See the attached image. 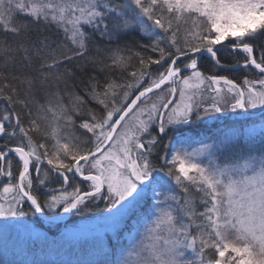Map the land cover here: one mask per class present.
I'll use <instances>...</instances> for the list:
<instances>
[{
	"label": "snow or ice",
	"instance_id": "obj_1",
	"mask_svg": "<svg viewBox=\"0 0 264 264\" xmlns=\"http://www.w3.org/2000/svg\"><path fill=\"white\" fill-rule=\"evenodd\" d=\"M261 37L264 0H0V235L104 205L89 258L0 264H264Z\"/></svg>",
	"mask_w": 264,
	"mask_h": 264
},
{
	"label": "trees",
	"instance_id": "obj_2",
	"mask_svg": "<svg viewBox=\"0 0 264 264\" xmlns=\"http://www.w3.org/2000/svg\"><path fill=\"white\" fill-rule=\"evenodd\" d=\"M134 39H140V37L137 35ZM141 42H143L141 40ZM227 43V42H226ZM258 46L264 45V37H261L259 40L255 42ZM220 57L222 59V62L226 65H231L232 67L221 69L216 66L212 62H210L208 59H204L198 62V66L200 67V70L204 72L206 75H223L227 76L230 79H233L236 83L242 84L243 79L245 77H248L250 79H255L259 75L257 70L253 68H249V70H245L243 67L240 68H233L236 65V60L240 59L241 63L243 60L242 55L239 57H233L232 55H229L228 52H224L220 54ZM17 110L22 111L20 107L17 105ZM258 124L259 121H256ZM224 121L222 122H215V121H209L207 125H200L202 131L200 135L202 137L208 136V135H215L217 133V125L222 129L223 128ZM34 138L38 141L43 140L44 138L40 136L39 134H34ZM44 142L51 145L53 141L49 138L47 140H44ZM246 143H252V144H258V141H246ZM200 147L199 144H192V147ZM190 148V149H191ZM17 165L14 163L13 171L16 172ZM202 208V206H200ZM104 209L103 203L100 204L99 207H93L92 209L85 211L84 213L77 215L75 217H70L67 221L62 223H52L55 225L54 228H48L45 229L47 232L51 235L53 238L52 245L49 243H40L35 246V248H30L28 243L24 244L21 247L20 252L24 254V257H29L35 260H48V261H77V260H83L89 258V253L87 250H83L80 243H74L69 242L65 243L61 240L62 235V229L65 225H68L70 223H75L80 221L81 219L88 218V217H95L98 214H100ZM29 220L36 221L35 217L28 218ZM43 221H41L42 223ZM132 223V222H131ZM59 225V227H57ZM50 230V231H49ZM53 233L55 235H53ZM129 235V231L125 230L122 233V238L124 241H128L127 237ZM111 236L109 234L106 238V246L110 248L108 237ZM104 243V242H103ZM105 244V243H104ZM51 246V247H50ZM104 246V245H103ZM104 246V248L106 247ZM91 248V245L88 246V249ZM209 255H211L213 258H215L214 250H208Z\"/></svg>",
	"mask_w": 264,
	"mask_h": 264
},
{
	"label": "rangeland",
	"instance_id": "obj_3",
	"mask_svg": "<svg viewBox=\"0 0 264 264\" xmlns=\"http://www.w3.org/2000/svg\"><path fill=\"white\" fill-rule=\"evenodd\" d=\"M222 122V121H220ZM196 148V147H193ZM193 148H189V150H192ZM104 213L103 211L98 214L95 217H88V218H84L81 219L78 222L75 223H70L67 225L68 228H76L78 226L81 225H96L98 223L101 222L102 217H103ZM27 224H30L33 228H35L37 231L44 233L45 236H47V241L46 242H42V243H49L52 245L53 242V238L51 237V235L47 232V230L45 229L46 227L48 228H54L55 225H53L52 223H43V227H40L39 224L36 223V221H32L29 219H26L25 221ZM0 223H3L2 220H0ZM134 223V221L132 222ZM142 230V229H141ZM66 228L65 226L62 229V237L61 240L65 243H69V242H74V243H79L77 241L74 240H69L66 236ZM112 233H107L106 235H104L103 237V245L106 246V238L107 236ZM127 239H130V235H128ZM29 240V236L27 233H25L22 229H11L9 231V233L7 234V236H3L0 235V259H8V260H15L17 262L19 261H23V260H31V258L29 257H24V254L20 252L21 247L26 244ZM51 247V246H50ZM106 249H109L107 246L105 247ZM45 260V259H43Z\"/></svg>",
	"mask_w": 264,
	"mask_h": 264
},
{
	"label": "water",
	"instance_id": "obj_4",
	"mask_svg": "<svg viewBox=\"0 0 264 264\" xmlns=\"http://www.w3.org/2000/svg\"><path fill=\"white\" fill-rule=\"evenodd\" d=\"M233 68H240V67H233ZM70 217H67V218H65V220L64 221H54L53 223H55V224H58V223H62V222H65V221H67L68 219H69Z\"/></svg>",
	"mask_w": 264,
	"mask_h": 264
}]
</instances>
